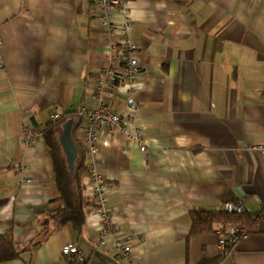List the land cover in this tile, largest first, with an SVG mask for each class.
<instances>
[{"label":"crops","instance_id":"0c3cea01","mask_svg":"<svg viewBox=\"0 0 264 264\" xmlns=\"http://www.w3.org/2000/svg\"><path fill=\"white\" fill-rule=\"evenodd\" d=\"M123 3L141 82L134 111L125 88L96 92L110 64L96 0H0V234L10 229L20 252L0 264H264V151L254 147L264 144V0ZM110 18L124 14L116 7ZM99 99L124 130H142L144 152L121 128L102 130L95 154L86 151L76 110ZM31 125L40 134L25 144ZM55 162L81 223L54 218L64 204ZM92 164L105 180L113 231L138 236L129 256L112 236L100 242ZM226 201L258 215L246 238L218 245L216 230L235 223L190 234L191 209ZM69 242L81 260L61 254Z\"/></svg>","mask_w":264,"mask_h":264},{"label":"built area","instance_id":"2783aa9c","mask_svg":"<svg viewBox=\"0 0 264 264\" xmlns=\"http://www.w3.org/2000/svg\"><path fill=\"white\" fill-rule=\"evenodd\" d=\"M97 16L101 23L107 28V33L110 38L109 55L110 64L102 68L100 77L96 85V92L100 94V90L107 84L108 88L121 86L126 90V103L130 111L138 108V102L133 98V91L137 89L141 82L138 80L139 67L136 56V47L128 38L130 27V19L123 0H96ZM119 8L124 14V19L121 22L112 21L110 16L112 9ZM120 36V39L119 37ZM118 38V39H115ZM0 35V47H1ZM119 47V48H117ZM123 64V70L120 71V66ZM2 65L0 55V66ZM77 116L83 118L84 122V143L86 151L90 154H95L99 144V134L102 130L112 132L115 129L121 128V131L128 142H135L139 145L140 151L146 150L148 144L140 128H135L128 132L122 127V118L115 112L110 110L102 99H99L97 105L93 109H87L79 105L76 110ZM60 117L58 113H52L51 119ZM41 128L36 125L28 126L23 131V142L31 144L35 138L39 136ZM257 149L264 151V144L254 146ZM89 174V194L94 200L93 210L99 215L100 227V242H104L105 236H112L114 246L120 251L123 256H129L131 243L138 239L135 234L118 235L113 231L111 224V215L107 205V197L105 195V180L92 164L88 167ZM25 181H29L26 179ZM221 209L228 213H244L246 207L242 202L226 201L221 205ZM217 242L220 247H233L239 241L248 236V230L240 225L231 224L223 226L216 230ZM61 254L74 255L81 260L83 258L82 250L75 244L69 242L61 247Z\"/></svg>","mask_w":264,"mask_h":264},{"label":"trees","instance_id":"16d2710c","mask_svg":"<svg viewBox=\"0 0 264 264\" xmlns=\"http://www.w3.org/2000/svg\"><path fill=\"white\" fill-rule=\"evenodd\" d=\"M54 169L59 192L63 197L61 199L64 201L63 206L54 214V218L60 222L71 221L75 224L81 223L83 220V212L79 208L80 205L77 207L75 201L72 202L71 200L70 179L60 163L55 162ZM77 175L74 176L78 184L79 180ZM81 199L82 196L79 193V201ZM189 213L191 217L190 234L193 235L215 231L218 225H228L231 223L250 230V227L258 220V215L254 213H228L221 208L218 210L191 209ZM19 256L20 252L13 243L12 232L8 229L5 233L0 234V263L16 260Z\"/></svg>","mask_w":264,"mask_h":264}]
</instances>
